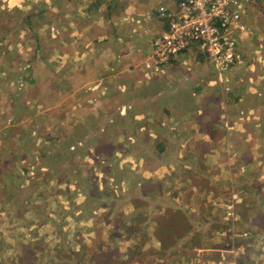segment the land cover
<instances>
[{
  "label": "crops",
  "instance_id": "1",
  "mask_svg": "<svg viewBox=\"0 0 264 264\" xmlns=\"http://www.w3.org/2000/svg\"><path fill=\"white\" fill-rule=\"evenodd\" d=\"M178 2H50L53 48L33 58L30 101L49 107L68 136L78 129L88 134L103 119L112 120L108 125L115 141L127 135L137 138L123 165L116 164L115 153L106 158L116 171L130 166L122 170L136 194L127 201L128 224L117 231L98 218L101 223L89 225L101 239L93 255L90 241L72 246L66 264H106L101 252L116 261L125 245L134 244L144 257L134 264H217L222 259L264 264V61L258 57L264 55V14L258 13L252 26L250 13L245 16L250 30L239 41L240 60L225 85L197 46L173 59L164 75L153 76L143 57L166 28L158 10L163 5L175 10ZM61 15L64 25L55 21ZM41 86L45 88L37 92ZM230 188L245 190L243 202L235 201V206L247 226L242 228L252 233L248 245L245 236L237 235L241 229L234 237L230 230ZM195 201L201 203L192 210ZM256 207L259 215L253 213ZM84 223L89 221L77 222ZM106 231L133 238L129 243L110 239L111 234L104 239ZM200 253L202 262H194Z\"/></svg>",
  "mask_w": 264,
  "mask_h": 264
},
{
  "label": "rangeland",
  "instance_id": "2",
  "mask_svg": "<svg viewBox=\"0 0 264 264\" xmlns=\"http://www.w3.org/2000/svg\"><path fill=\"white\" fill-rule=\"evenodd\" d=\"M50 2L0 0V239L7 241L0 246V264H30L32 257L35 260L43 258L42 264H66L69 256L66 242H73L70 238L80 231L78 226L74 227L76 223L89 221L86 228L90 224L95 227L93 222L101 223L98 219L101 218L102 225L110 224L119 229L117 231H123V225L129 222L127 201L135 194L131 178L122 172L124 167L129 171L130 166L116 171L108 167L106 158L115 153L116 164L119 161L123 165L131 156V146L137 145L136 137L127 135L115 141L112 125H108L112 120L103 119L88 134L78 129L73 136H68L66 127H60L61 123H57L59 120L54 112H49V107L39 108L30 101L33 58L42 52L48 55L53 48L49 42L54 25L49 21ZM263 2L246 6L245 16L248 18L249 13L251 16L249 25H254L258 13L264 14ZM56 20L60 25L65 24L62 15ZM260 49H264V39ZM251 52L249 49L247 55ZM258 57L264 61L263 54ZM148 71L153 75L151 69ZM165 72L153 76H162ZM228 73L220 85L226 84ZM44 88L38 87L37 92ZM260 173L264 174L263 168ZM232 191L234 203H229L227 209L230 230L234 237L241 229L237 235L245 236L246 233L244 240H248L252 233L242 228L247 226L241 223L243 215L241 213L240 218L235 206V201L243 202L245 193L241 191L245 190ZM204 201L208 203L209 199ZM195 203L192 210L201 202ZM117 204L120 208L114 214L112 207ZM135 204L145 206L139 201ZM73 205H77L79 211L76 208L72 211ZM107 209L110 212L105 213ZM258 210L256 207L253 213L259 215ZM104 233V239L111 234ZM95 234L96 231L92 232L88 245L91 255L101 240ZM249 243L248 240L247 245ZM24 244L29 247L24 249Z\"/></svg>",
  "mask_w": 264,
  "mask_h": 264
},
{
  "label": "built area",
  "instance_id": "3",
  "mask_svg": "<svg viewBox=\"0 0 264 264\" xmlns=\"http://www.w3.org/2000/svg\"><path fill=\"white\" fill-rule=\"evenodd\" d=\"M259 2L262 0H179L175 10L161 6L158 15L166 28L152 41L144 63L153 75H161L173 59L197 46L223 83L240 60V39L249 32L246 6ZM199 259L198 255L194 262L199 263ZM217 264L237 263L224 259Z\"/></svg>",
  "mask_w": 264,
  "mask_h": 264
},
{
  "label": "trees",
  "instance_id": "4",
  "mask_svg": "<svg viewBox=\"0 0 264 264\" xmlns=\"http://www.w3.org/2000/svg\"><path fill=\"white\" fill-rule=\"evenodd\" d=\"M7 177L9 178V176H7ZM38 183H40V180H38ZM32 194H35V192H33ZM75 208H76V211H79L77 205H73L71 210L73 211V209H75ZM76 211H74V212H76ZM20 215L22 216V214H20ZM29 221H33V220L30 219ZM86 224L87 223H84L83 225H78L76 223V225L74 226V227L78 226V228H79L78 230H80V231H77V234H75V236L70 238L71 240H73V242H66V252L68 254H72L71 253L72 246H78V248H80L81 246L87 245V243L90 241V238L92 236V232H95L96 229L92 228L91 226L86 228ZM123 238H125V239L123 240ZM132 238L133 237H130V234H127V233L124 234L122 232H116V233L112 232V234L110 235V239H116V240L119 239V240L123 241V243L124 242L129 243V241ZM6 242L7 241L5 239H0V246H4ZM134 246L131 247L128 245V247L126 249L124 248L123 253H122V257H120L116 261H113L110 257H108L103 252H101V257H102L101 260L103 262H105L106 264H134L135 259L144 258V257H142L141 247L136 246L135 244H134ZM22 247L25 249V248H28L29 246L24 244ZM130 252L132 253V256L129 258L123 259V257L125 255H127V253H130ZM83 254H86V253H83ZM222 260H224V259H222ZM43 262H45V260L43 258L41 260H38V259L35 260V258L32 257L30 264H42ZM93 264H95V263H93ZM96 264H101V262L96 263Z\"/></svg>",
  "mask_w": 264,
  "mask_h": 264
}]
</instances>
